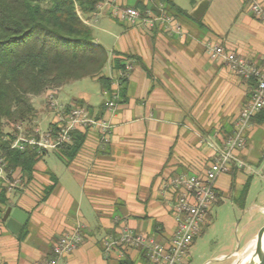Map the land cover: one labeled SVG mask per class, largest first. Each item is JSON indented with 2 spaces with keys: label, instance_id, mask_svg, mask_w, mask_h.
<instances>
[{
  "label": "crops",
  "instance_id": "crops-1",
  "mask_svg": "<svg viewBox=\"0 0 264 264\" xmlns=\"http://www.w3.org/2000/svg\"><path fill=\"white\" fill-rule=\"evenodd\" d=\"M128 1L106 0L99 9H104L102 16L111 20L112 6H127ZM194 1L192 11L202 0ZM251 1L264 4V0H241L234 26L225 31L211 28L202 19L211 0L198 23L178 19L182 36L131 28L115 20L124 26V32L108 54L107 77L112 80L114 92L120 76L127 83L114 109L106 110L105 102L110 98L101 91L103 99L97 106L90 104L85 93L62 103L68 98L63 87L53 92L61 105L80 103L90 107L95 118L106 120L110 125L108 141L103 142L98 131L90 129L85 131L83 145L71 162L51 151L35 164L30 180L22 178L19 170L11 172L19 183L6 195L8 204L27 218L16 234L0 219L1 264L36 263L50 255L53 243L62 234L77 226L82 227V243L64 259L65 264H119L124 258L141 264L143 258L136 251L123 257L104 255L103 240L116 235L120 225L148 234L160 243L167 241L176 225L169 211L170 194L162 191L163 181L181 173L202 174L209 167L213 161L209 143L221 144L231 135L233 123L249 101L253 87L252 82L231 73L222 61L211 60L206 45L215 44L234 52L252 66H264V24L249 11ZM114 53L122 55L117 59L123 61V72L112 67ZM44 112L50 117L48 108ZM39 118L41 126L40 113ZM50 122L51 118L43 129ZM255 128H264V123L252 124ZM246 146L238 155L244 166H233L217 178L219 198L215 204L224 195L236 192L235 201L240 204L241 191L250 179L242 206L239 205L244 208L252 182ZM260 162L261 158L255 165ZM48 187L52 191L42 201ZM9 205L0 204V214ZM261 213L264 215V208ZM207 224L208 217L206 227ZM262 227L258 226L244 242L242 251L230 246L228 253L215 259L220 264H235L233 258L248 249ZM195 243L196 239L185 264L192 261L190 250Z\"/></svg>",
  "mask_w": 264,
  "mask_h": 264
},
{
  "label": "built area",
  "instance_id": "built-area-1",
  "mask_svg": "<svg viewBox=\"0 0 264 264\" xmlns=\"http://www.w3.org/2000/svg\"><path fill=\"white\" fill-rule=\"evenodd\" d=\"M144 1L147 4L144 11L113 5L111 15L131 28L144 27L149 31L158 28L170 36L183 35L179 24L166 15L161 3ZM249 11L256 20L264 24V4L251 1ZM206 53L211 60L222 61L234 75L246 82L252 81L249 101L234 121L231 135L221 144L209 143L213 150V161L202 174L181 173L163 181L162 191L170 194L169 211L176 225L167 241L160 243L148 234L134 232L120 225L116 235L108 236L102 242L106 257H123L129 251H136L143 258L141 264H185L190 247L202 234L210 208L217 201V178L228 173L233 166H244L238 155L245 149L252 129L251 120L264 111V66H252L243 57L215 44H207ZM45 99L51 114L48 127L41 129L37 124L28 127L24 123L14 125L10 149L18 152L32 150L40 155L56 152L72 142L74 132L90 129H96L103 142L108 141L110 125L106 120L92 116L87 106H63L53 92H48ZM115 100L116 97H113L105 102L106 110L114 109ZM18 183L19 180L7 171V163L0 151V192L5 189L9 194ZM82 239V227L77 226L53 243L50 257L46 256L34 264H65L64 259L77 250Z\"/></svg>",
  "mask_w": 264,
  "mask_h": 264
},
{
  "label": "trees",
  "instance_id": "trees-1",
  "mask_svg": "<svg viewBox=\"0 0 264 264\" xmlns=\"http://www.w3.org/2000/svg\"><path fill=\"white\" fill-rule=\"evenodd\" d=\"M104 1L0 0V151L7 163V171L13 173L19 170L22 178L30 180L35 164L44 155L32 150L18 152L10 149L13 126L24 123L33 127L38 121L34 97L46 96L48 92L85 78L96 79L100 91L110 100L116 97L117 102L124 95L126 79L120 76L118 90H111L112 80L102 74L108 63V53L103 46L95 43L91 28L83 20L84 16L97 13ZM154 1L156 4L161 3L166 15L174 21L184 18L198 23L171 0ZM190 2L195 3L194 0ZM129 7L144 11L147 4L144 0H135ZM114 55L116 58L112 61V67L123 72V61L117 59L122 55ZM71 106L83 104L75 103L66 107ZM101 106L104 108L103 104ZM87 108L92 114L91 108ZM263 123L264 111L251 120V124ZM84 139L85 132H74L72 142L60 147L57 152L69 163L81 149ZM249 182L250 179H247L241 191L240 206ZM51 191L52 187H48L41 200L44 201ZM6 195L3 189L0 192V204L9 205ZM119 264L133 263L124 258Z\"/></svg>",
  "mask_w": 264,
  "mask_h": 264
},
{
  "label": "rangeland",
  "instance_id": "rangeland-1",
  "mask_svg": "<svg viewBox=\"0 0 264 264\" xmlns=\"http://www.w3.org/2000/svg\"><path fill=\"white\" fill-rule=\"evenodd\" d=\"M134 1L129 0L128 6H131ZM171 1L186 11L188 15L193 12L190 0ZM240 4L241 0H211L202 19L213 29L229 30L235 24L234 19L240 10ZM103 10L98 9L97 13L92 16H84L83 20L91 28L94 41L103 46L110 54L118 37L124 32L123 25L125 24L117 23L111 14V20L104 18ZM109 73L107 64L102 74L108 76ZM63 89L68 98L64 101L61 100L62 103L67 102L69 98H75L78 93L89 95V102L92 106L99 105L103 99L99 84L91 78L72 81L63 86ZM43 95L33 98L34 107L38 111L37 120H40L39 113L43 118L41 126L38 121L35 124L42 129L51 118V115L49 117L44 112L47 107ZM247 140L246 149L249 151L246 161L252 182L244 208L242 209L235 201L238 192L224 195L219 204L211 206L207 227L205 226L203 234L196 238L195 246L190 250L192 259L190 264H220L221 262L215 259L219 254L228 253L230 246L235 247V250H241L244 242L252 237L255 229L258 226H264V215L261 213L264 208V128L252 129ZM260 158L261 162L256 166L255 164L260 161ZM237 259V257L233 258L235 262Z\"/></svg>",
  "mask_w": 264,
  "mask_h": 264
},
{
  "label": "water",
  "instance_id": "water-1",
  "mask_svg": "<svg viewBox=\"0 0 264 264\" xmlns=\"http://www.w3.org/2000/svg\"><path fill=\"white\" fill-rule=\"evenodd\" d=\"M209 0H202L191 13V17L199 20L207 8ZM27 215L21 210L9 205L3 214H0V219L5 223L6 228L12 233L16 234L21 226L24 224ZM254 243V253L247 264H264V227L257 233ZM255 257L257 261L254 262Z\"/></svg>",
  "mask_w": 264,
  "mask_h": 264
},
{
  "label": "bare ground",
  "instance_id": "bare-ground-1",
  "mask_svg": "<svg viewBox=\"0 0 264 264\" xmlns=\"http://www.w3.org/2000/svg\"><path fill=\"white\" fill-rule=\"evenodd\" d=\"M253 253H254V243L252 242L249 245L248 249H246V251L242 255L237 257L238 259L235 262V264H247V262L251 259ZM256 261L257 258L255 257L254 262Z\"/></svg>",
  "mask_w": 264,
  "mask_h": 264
}]
</instances>
